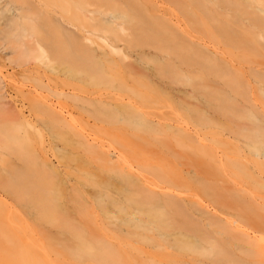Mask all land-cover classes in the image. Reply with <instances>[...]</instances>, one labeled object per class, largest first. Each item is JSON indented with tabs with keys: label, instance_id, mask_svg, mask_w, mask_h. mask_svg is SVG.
<instances>
[{
	"label": "bare ground",
	"instance_id": "6f19581e",
	"mask_svg": "<svg viewBox=\"0 0 264 264\" xmlns=\"http://www.w3.org/2000/svg\"><path fill=\"white\" fill-rule=\"evenodd\" d=\"M96 1L107 3L108 8L95 5L86 12L89 34L111 30L115 35L110 39L99 36L106 46L100 50L99 43L94 45V38L82 36L63 15L55 18L47 2L32 3L28 9L17 12L5 2L3 8L10 12L8 18L13 28L8 36L0 37V47L10 48L13 55L17 48L25 53L29 44L33 52L49 60L58 59L65 69L71 53L68 49V36H71L75 50L87 57V62L79 64L97 68L111 78L115 75L119 83V86L113 84L115 91L85 92L82 99L78 95L74 98L98 109L93 117L97 126L100 123L103 129L113 126L141 141L138 143V139L134 147L129 141L117 156L109 149L94 146L74 119L45 106L46 114L54 119L52 128L77 135L73 144L85 152L63 167H52L53 171L40 169L30 160L26 171L15 168L8 178L2 179L6 194L16 199L30 218L50 224L62 235L63 241L55 242L59 245L57 250L72 264H111L108 258L113 261V257L128 264V255L136 253L142 254L146 264H264V214L259 212V208H264V198H258L238 181L218 178L220 172L226 171V162L220 167L214 166L213 150L200 140V136L209 135V108H214L213 102L208 92L200 91L197 82L191 81L195 76L204 81L208 79L207 87L224 99L231 96L227 89L230 85L244 87L240 96L251 103L246 106L249 110L246 112L253 120L248 124L238 123L237 127L230 125L229 131L241 134L239 128L250 132L245 141L254 147L250 172L263 173L260 167L264 164V103L261 102L262 108L259 102L264 96V62L251 61L247 53L256 52L259 45L264 48V0H161L171 6L178 4L179 10L148 0L146 7L139 4L147 14L137 9V14L130 18L132 22L129 21L134 28L133 35L148 39L143 45L130 42L132 27L127 24L126 11L114 0ZM52 31L56 39L51 37ZM205 73L214 78L205 77ZM185 78L199 91L197 100H190L189 105L185 97L195 98L192 91L196 89L177 87ZM253 83L257 87L255 92L251 91ZM198 85L203 84L200 81ZM150 87L152 100L147 98ZM166 87L175 94L171 97L168 93L179 108H185L181 101L187 103V110L191 112L187 118L166 116L154 110L153 92L163 88L166 94ZM59 104L67 112L73 111L74 104L63 101ZM37 107L43 105L38 103ZM102 109L117 113L118 120L102 117ZM186 122L192 123L195 131L183 127ZM189 154L193 155L190 160ZM87 155L95 156L99 163L96 169L109 171L114 181L103 180L105 187L90 186L93 184H89L87 173L101 177L104 172L92 171L93 167L87 165L90 162H86ZM162 161H167L170 170ZM115 194L122 201L115 199ZM105 197L125 212L120 225L124 231L119 240L123 241L119 246L121 255L102 247L101 243L107 246L112 243L105 236L88 231L90 225L83 218L87 205L95 201L103 203ZM30 224L34 223L27 225ZM140 229L151 232L148 248L136 246L138 239L133 237ZM158 248H167L168 252ZM177 250L192 251L193 255L177 253ZM9 252L5 264L66 262L65 259L56 262H49L47 258L45 261V257L38 259L31 247L24 249L15 245Z\"/></svg>",
	"mask_w": 264,
	"mask_h": 264
},
{
	"label": "rangeland",
	"instance_id": "374dc122",
	"mask_svg": "<svg viewBox=\"0 0 264 264\" xmlns=\"http://www.w3.org/2000/svg\"><path fill=\"white\" fill-rule=\"evenodd\" d=\"M0 37L8 36L9 31L13 28L10 23V12L5 10L4 3L8 2L15 8V11H20L23 8L28 9V6L32 3H48L47 7L51 11V14L58 18L63 15L64 20L67 23H71L73 28L78 30L82 36H91L95 39L94 45L100 44L98 50L106 47L104 41L99 36H107L110 39L114 35V32L103 31L96 32V34L90 35L89 28L86 26L87 21L85 19L86 12L92 9L95 5H99L101 8H108L107 3L96 0H0ZM117 6L127 12L128 21L127 24L132 27V34L130 35V42L136 45L145 44L148 39L146 37H137L133 35V25L130 18H133L137 14V9H141L148 3V0H114ZM161 6H170L174 9L179 10L180 6L174 4L171 6L169 3L164 4L161 0H156ZM141 7H140V5ZM143 8V7H142ZM18 9V10H16ZM20 9V10H19ZM150 12L151 10L148 9ZM35 13L38 11L33 9ZM146 12L144 11V14ZM147 14V13H146ZM145 14V15H146ZM130 21V22H129ZM178 23V22H177ZM181 24V23H178ZM184 26L183 24H181ZM22 30H20L21 32ZM54 33V31H52ZM33 35H36L35 33ZM53 39H56V35L51 34ZM151 38V37H150ZM69 45L68 49L71 52L69 57L66 59L65 69L62 68V64L58 59L49 60L44 55H40L37 51H32L30 45L27 44L25 53L22 49L17 48L12 55L10 48L3 49L0 47V262L5 264L9 257V249L15 245L21 248H32L36 252L38 259L42 258L45 261L56 262L64 260L65 258L58 252V246L55 242H62L60 239L62 235L53 230L50 224L38 223L36 219L30 218V216L24 212L23 208L19 206L16 199L6 194L5 187L2 179L8 178L15 168L26 171L27 165L31 164L42 169L45 167L53 171L52 167H63L64 163H70L74 161L75 157L85 152L79 146L73 144L78 136L73 133H67L66 131H59L52 128L54 123L53 116L46 114V107L51 106L58 112L64 114L69 119H74V123L84 130L89 140L102 149H109L115 155H119L120 149L127 143L137 144V139L131 134H123L120 131L114 129L113 126L102 128V124L96 125L94 116L97 115V110L87 102L81 100L85 92L106 93L109 91H115V85L119 83L115 75L111 78L102 72H99L97 68L92 67L89 69L79 63L87 62V57L82 52L75 50L76 45L74 44L71 36H68ZM248 58L263 60L264 62V48L263 45H259V49L256 52H248ZM154 63V62H153ZM152 63V64H153ZM255 63V60L252 62ZM165 67V66H164ZM166 68V67H165ZM200 74V73H198ZM203 74V73H202ZM194 75V74H193ZM197 75V74H196ZM204 75V74H203ZM201 76L204 78V76ZM207 75V76H206ZM210 75L205 73V77ZM211 77V76H210ZM209 77V78H210ZM191 78V76L189 77ZM189 78H185L181 83L174 84L177 87L193 90V82H197L196 86L202 89L200 91L208 92L211 95L214 108H209V115L211 120L209 122L207 137L200 136L201 142L207 144L210 147L215 156V160H211L214 166H221L222 162H226V171L220 172L218 178L221 181L233 180L243 184L248 191L256 195L258 198H264V164H261V174H252L250 172V166L253 165L252 150L251 147L245 143L247 140L249 131L246 129H239L241 134L230 132V125L237 127L238 123L248 124L250 120H253L247 115L246 111H249L246 106H250L251 103L240 96L243 86L237 84V86L230 85L227 87L231 96L229 98H222L218 96L211 87L207 80L191 78L192 83L187 81ZM214 77H211L213 79ZM187 79V80H186ZM159 80V78H157ZM190 80V79H189ZM201 84L198 85V82ZM213 83V81H212ZM114 84V86H113ZM184 84V85H183ZM192 84V85H191ZM193 87V88H192ZM167 88V87H166ZM197 88V89H198ZM146 89V88H145ZM163 91V88H160ZM196 89V88H195ZM192 91L195 98L191 95L185 97L187 103L191 101L195 102L196 95H199L198 90ZM257 89L255 83L251 91L255 92ZM168 92L165 94L162 91L156 90L153 92V99L155 102L154 110L161 112L166 116H180L188 117L191 112L187 110V103L181 101V104L185 106L184 109L179 108L174 104L173 98L174 93H171V88L164 89ZM152 87L147 91V98L152 100L151 92ZM259 91V90H258ZM228 92V93H229ZM168 93H171L170 96ZM225 93L223 92V95ZM78 95L81 99H75ZM95 96V95H93ZM169 96V97H168ZM263 99L260 100L261 107ZM189 98V99H188ZM191 100V101H190ZM59 101L74 104L70 111L62 109ZM83 102V104H82ZM41 103L42 108H38L37 104ZM188 103V105H189ZM82 104L83 106H79ZM180 104V107L182 105ZM192 105V104H191ZM263 108V107H262ZM104 118L118 120L119 116L117 113L112 112L110 109H102L100 112ZM213 116L215 118H213ZM183 127H187L193 130L192 123L186 122ZM113 127V128H112ZM163 135L161 134L160 137ZM76 138V139H73ZM141 140L139 139L138 143ZM93 156V155H92ZM87 155V161L90 162L88 166H92L91 169L99 167V163L95 156ZM193 156L189 154L188 160ZM227 156H231V159H227ZM91 157V158H90ZM90 158V159H89ZM89 159V160H88ZM93 159V160H92ZM222 159V160H220ZM31 160V161H30ZM48 160V161H46ZM177 161V160H175ZM85 162V164H86ZM96 162V163H95ZM164 166L167 168V161H162ZM92 164V165H91ZM97 164V165H96ZM41 165V166H39ZM85 165V166H87ZM96 166V167H95ZM169 167V166H168ZM90 168V167H88ZM170 170V167L167 168ZM97 170V169H96ZM95 170V171H96ZM104 172V175H92L87 173L90 186L97 188L105 187V181L112 180L111 173L109 171ZM84 172V171H83ZM92 175V176H89ZM108 176H107V175ZM256 175V177L254 176ZM82 176L85 175L82 173ZM100 177V178H99ZM52 178H55V176ZM51 178V180H52ZM103 178V179H102ZM108 179V180H106ZM104 180V182H102ZM55 182V181H52ZM57 182V180H56ZM103 183V184H101ZM58 182L56 183L57 186ZM97 185V186H95ZM55 187V186H53ZM56 188V187H55ZM86 195H90L85 192ZM95 201L94 198H91ZM115 199L122 201L118 194H115ZM112 200L109 197H105L103 203L95 201L92 205L85 207L83 218L90 225L88 231H93L96 234L105 236L111 243L112 246L107 244H100L102 247H107L117 254L121 255L119 246L123 244L119 240L123 237L124 231L120 230V225L123 222L122 217H125V212L120 211L117 205L111 203ZM259 212L264 214V208H259ZM33 225H27L30 222ZM116 222L113 223L112 222ZM118 222V223H117ZM118 224V225H117ZM151 232L149 230L140 229L134 234L133 238L138 239L136 246L139 249L150 247L151 243L147 240ZM58 240V241H56ZM58 244V243H57ZM22 245V246H21ZM25 246V247H24ZM29 246V247H27ZM141 247V248H140ZM60 250V249H59ZM159 251L168 252L167 248H158ZM170 250V249H169ZM185 251V253H184ZM177 250V253H183L184 255H193L192 251ZM191 252V253H190ZM196 255V254H195ZM198 255V254H197ZM142 254H131L128 255V264H146L145 259L141 257ZM113 257V256H112ZM46 258L48 260H46ZM108 258L111 264H124L121 259L113 257ZM41 259V260H42ZM116 260V261H115ZM142 260L144 262L142 263ZM43 261V260H42ZM65 264H72L66 259ZM147 262V261H146ZM151 264L150 262H147ZM83 264V263H77ZM165 264V263H164Z\"/></svg>",
	"mask_w": 264,
	"mask_h": 264
}]
</instances>
